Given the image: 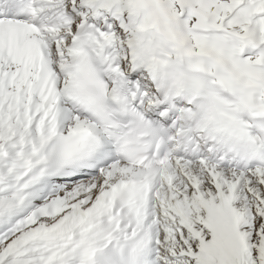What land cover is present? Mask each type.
Here are the masks:
<instances>
[{
    "label": "snow or ice",
    "instance_id": "snow-or-ice-1",
    "mask_svg": "<svg viewBox=\"0 0 264 264\" xmlns=\"http://www.w3.org/2000/svg\"><path fill=\"white\" fill-rule=\"evenodd\" d=\"M0 264H264V0H0Z\"/></svg>",
    "mask_w": 264,
    "mask_h": 264
}]
</instances>
